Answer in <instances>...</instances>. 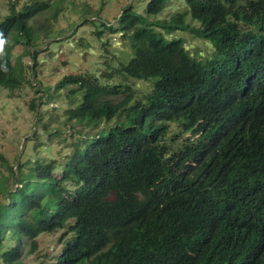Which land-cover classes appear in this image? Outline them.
<instances>
[{"label": "trees", "instance_id": "1", "mask_svg": "<svg viewBox=\"0 0 264 264\" xmlns=\"http://www.w3.org/2000/svg\"><path fill=\"white\" fill-rule=\"evenodd\" d=\"M50 1L33 0L10 16L8 33L21 34L0 61L3 88H24L10 56L31 46L39 31L30 35L28 22ZM141 1L145 9L116 13L120 26L108 39L130 51L117 75L148 82L151 91L114 102L130 89L112 78L64 79L58 88L76 86L69 118L26 137L21 153L35 154L20 156L16 170L1 157L16 186L0 163V264H24L42 234L61 230L65 245L49 264H264V0ZM171 6L176 12L163 18ZM178 30L211 42L214 55L192 56L184 40L169 39ZM32 110L40 121L34 102ZM173 123L192 133L181 147L168 137ZM206 149L236 157L238 168L229 214L201 228L181 199L185 179L172 158Z\"/></svg>", "mask_w": 264, "mask_h": 264}, {"label": "rangeland", "instance_id": "2", "mask_svg": "<svg viewBox=\"0 0 264 264\" xmlns=\"http://www.w3.org/2000/svg\"><path fill=\"white\" fill-rule=\"evenodd\" d=\"M170 1L174 6L181 2ZM28 2L29 0H22L15 7L20 9ZM147 3L148 1L144 3L141 0H51V7L45 6L28 22L31 27L30 35L36 30L39 33L31 37V46H18V49L12 51L14 63H17L21 56L17 72L23 78L24 88L9 90L0 86V163L3 165V168H0L1 174L9 178L10 187H15L16 181L13 175L5 171V163L1 157H6L9 166H15L16 170L20 156L25 161L29 151L35 154L34 149L25 151L24 155L21 153L23 146L27 144L26 137L35 130L42 131L43 124L52 122L51 124L57 127L59 122L69 118L67 110L71 105L68 103V91L76 86L58 88L64 79L82 73L97 76L102 82L112 78L108 83L130 89L127 93L111 98L114 102H120L129 95L140 99L151 91L152 85L148 82L117 75L120 63L127 62L130 51L125 42L121 43L120 40L121 42L116 43L115 37L108 39L111 28L119 29L120 25L115 20L116 13H121L118 11L131 5L138 9L143 5L145 9ZM102 4L103 8L100 6ZM174 6L165 12L163 18H170L176 12ZM56 7L62 9L57 16L54 15ZM6 14V8L0 6V20ZM158 30L166 35L165 31ZM98 32L101 33L100 37L97 36ZM117 33L116 36L119 37L120 32ZM168 37L184 40L189 53L199 60L204 61L214 54L211 42L195 38L187 32L178 30ZM27 80H30L33 86H30ZM80 100L81 97L74 99L72 106ZM33 102L40 109V121V114L32 110ZM168 137L176 138V148L181 147L192 134L172 125ZM2 197L6 199L4 193L0 196L1 199ZM64 232L42 234L38 239L37 251L32 255L25 254L24 264H49L65 245L62 241ZM28 248L24 247L25 253L30 251Z\"/></svg>", "mask_w": 264, "mask_h": 264}, {"label": "clouds", "instance_id": "3", "mask_svg": "<svg viewBox=\"0 0 264 264\" xmlns=\"http://www.w3.org/2000/svg\"><path fill=\"white\" fill-rule=\"evenodd\" d=\"M20 2L22 0H0V6H4L7 10V14L0 20V61H4L7 55L6 52L13 44L15 36L21 34L17 31L8 33L7 30L11 22L9 19L10 16L13 13L22 11L25 7L32 4L33 0H29L27 4L17 9L15 6ZM29 28L30 26L28 24ZM20 57L17 59V63H14L12 56H10L12 66L16 71ZM1 67L2 65L0 63V69ZM172 125H177L182 131L188 132L180 124L173 123L171 124L169 134L172 131ZM172 166L177 172V179H185L181 199L189 207L192 214V222L195 226L201 228L212 227L221 218L227 217L233 206L231 186L237 178L235 177L238 168L236 157L221 150L218 154H215L212 150L206 149L203 153H198L197 158H195L194 154H190L188 157L180 160L172 158ZM225 264H236V261L229 260ZM256 264L261 263L257 261Z\"/></svg>", "mask_w": 264, "mask_h": 264}]
</instances>
